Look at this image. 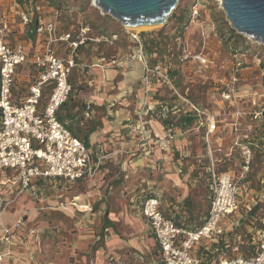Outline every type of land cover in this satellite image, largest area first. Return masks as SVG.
Returning <instances> with one entry per match:
<instances>
[{"label":"built area","instance_id":"2783aa9c","mask_svg":"<svg viewBox=\"0 0 264 264\" xmlns=\"http://www.w3.org/2000/svg\"><path fill=\"white\" fill-rule=\"evenodd\" d=\"M32 14L23 10L22 22L32 23ZM195 14H198V10H195ZM35 31L46 37V46L43 51H36L32 55H29L24 43L10 44L0 37V218L8 206L2 194L3 189L12 190L16 197L24 193L38 197L46 191L50 181L73 183L96 176L106 158L102 150L88 146L59 117L60 108L67 102L73 90L69 76L72 68L77 65L78 48L89 42H103L105 37L94 34L90 24H83L72 31L56 35L57 24L53 20L39 22ZM130 34L139 44L137 56L145 66V95L142 98L144 103L137 127L141 143L146 142V149L149 147L146 117L153 113V108L147 98L157 84L168 86L171 94L177 97L178 103L169 106L167 102L159 101L156 104L160 106L161 114L158 118L166 125V134H154L153 145H158L163 150L171 147L175 126L164 122L171 113L183 112L192 116L194 121L188 128L200 129L205 126L203 139L209 162L207 169L210 206L202 223L192 228L179 224L162 209L161 196L153 191L141 202L142 214L159 246L162 264H264V226L251 235L247 232L244 237L236 231L249 212L258 205L262 196L264 197L263 192L253 198L254 202L249 203L244 196V179L251 169L254 143L250 140H235V146L240 148L241 155L237 173L218 169L213 147V134L222 121L220 117L226 116L229 119L231 116L235 128H238L247 114L260 118L264 115V106L256 104L255 96L251 100L254 111L241 107L242 102L248 103L249 94L237 84L242 79L241 70L247 65L238 58L230 77L218 80L221 83L223 101L233 109L219 115L208 111L202 104L182 93L177 88L174 77L170 75L168 65L159 60L151 63L152 55L145 50L140 34ZM115 37L117 36L114 35ZM55 42L65 43V57L57 54ZM194 57L201 58L200 55ZM28 62L36 68L37 74L30 83L28 93L23 98L15 99L13 89L18 67ZM45 91L50 93L41 107ZM92 105V101L86 103V117H90ZM262 186L264 190V171ZM11 240V228H3L0 242L9 243Z\"/></svg>","mask_w":264,"mask_h":264},{"label":"rangeland","instance_id":"374dc122","mask_svg":"<svg viewBox=\"0 0 264 264\" xmlns=\"http://www.w3.org/2000/svg\"><path fill=\"white\" fill-rule=\"evenodd\" d=\"M42 1L48 0H38V3ZM50 1L55 8L60 7L64 12L70 13L72 23L81 21L90 24L94 34L103 35L106 40L98 44L117 41L118 34L115 31H119L120 28L125 32L140 34L146 39L148 50L154 53L156 59L168 65L170 71L175 72L173 77L179 90L189 98L199 101L210 112H216L220 106L225 107L221 96V83H218V80L225 79V75L228 76L234 54L230 46L236 44L242 48L237 54H244L252 62L251 69L246 72L248 85L244 86V90L249 97L248 103L245 104L254 111V103L251 100L255 96L256 104L264 106V45L253 43L251 38L238 33L217 0H178L166 24L130 30L112 16L103 14L99 8L92 6L91 0ZM195 10H198V14H195ZM120 34L123 38L122 31ZM114 35L117 37L114 38ZM246 49L249 51H244ZM195 55H200L201 58L196 59ZM17 72L25 75L23 65L18 67ZM77 76L78 71L74 69L72 77ZM93 90V86L86 87L85 82H80L75 86L72 95L83 96ZM171 100L178 103L173 98ZM220 118L227 120L226 116ZM229 119L231 120V116ZM181 123L179 126H182ZM239 127L244 132V137L240 140L255 143L251 169L244 179L246 188L244 196L250 203L254 202L253 198L264 192L262 190L264 115L260 118L254 114H247ZM198 131L203 137L205 126ZM198 140L195 150L197 155L203 156L206 153V144L204 143V146L202 139ZM218 148H223V144ZM237 148L239 153H234L233 157L224 150L219 158L215 156L222 171L230 169H234L233 172L236 173L239 171L241 155L240 148ZM118 158L111 170L97 180L84 182L74 191L72 188L68 190L67 187H59L61 194L55 196L56 199H53L51 205L42 207L41 195L38 197L32 195L33 198L22 203L26 205L21 212L25 218V221H22L26 222V226L23 227L25 230L21 240L29 241L31 248L33 241L41 242L44 250L42 255L34 253L29 256V263L90 264L96 261L97 257L102 260L110 251H116L124 258L134 255L136 257L133 260L134 264H158V247L152 238V230L146 222L144 224L138 219L140 204L152 191L151 188L157 192L156 194L167 198L170 204L167 207L169 214L174 215L175 219L180 220L186 227L192 228L202 223L209 210L210 191L208 193L196 174L189 176L188 170L184 167L179 172V163L176 160L174 164L172 163L174 169L171 168L168 172L170 174L174 170L179 178L175 176L166 180L162 174L149 173L145 168L136 171L130 167L131 162H127L123 157ZM216 166L219 167V164L216 163ZM184 188H188L187 193ZM67 190L75 194L70 200L71 203L77 202L80 205L81 199H84L88 204L82 205L89 206L92 202L93 206L86 208L81 205L79 208L87 211H80L75 205L76 213L70 214L65 209L70 204L67 202L69 199ZM49 195L47 193L44 198L49 200L51 197ZM176 202H180L177 211L173 209ZM262 226H264L263 196L236 231L244 237L247 232L251 235ZM83 239H86L84 243L81 242ZM105 262L110 263L109 259Z\"/></svg>","mask_w":264,"mask_h":264},{"label":"crops","instance_id":"0c3cea01","mask_svg":"<svg viewBox=\"0 0 264 264\" xmlns=\"http://www.w3.org/2000/svg\"><path fill=\"white\" fill-rule=\"evenodd\" d=\"M35 7V11H32V23L24 24L21 19V12L25 10V7L19 3V0L18 2L15 0H0V37L10 44H16L18 42L24 43L29 55H32V53L36 51H43L46 46V37L39 35L35 31V27L39 22L55 21L57 24L56 35L67 33L84 24L81 21H78L76 24L72 23V15L55 8L50 0L45 2L42 1L41 3H38V0H36ZM1 30H4V32L2 33ZM120 31L123 32V38ZM115 32L118 34V40L113 43L98 44L89 42L78 48L77 65L72 68L69 76L73 90L80 82H85L86 87L93 86L94 90L86 95H78L77 97H73L72 90L67 102H65L59 110V117L67 122L69 128L77 136L82 138L88 146L97 150H102L106 158L104 159L100 171L92 178H83L73 183L50 181L46 191L41 194L42 198L40 199V203L42 207L43 205L48 206L53 204V199L61 192L60 189H58L59 187H67L68 190L72 188L74 191L84 182L94 181L99 179V177H103L119 160L118 157H123L127 162H131L130 167L136 171L145 168L148 169L149 173L154 174V172H158L162 174L166 180L172 177L175 178V176L177 179L179 178V175L177 176L174 170L173 173L169 174L168 172L169 169L173 168V164L177 160L180 168L179 172L182 170V167H184L188 170L189 176L196 174L197 178L202 180L209 193L207 169L209 162L206 153L200 156L197 155L195 150V145L199 141L198 139H202L204 145V139L202 135L199 134L198 129L194 127L188 128V124L186 128L177 125L175 126L176 132L172 135L173 138H171V147H167L163 150L158 147V145L152 144V136L154 134H166V125L160 122L158 118L161 114L160 106L156 105L163 97H165L167 101L171 98L169 91L166 90L167 88L163 84H157L152 88V93L147 98L150 107L153 108V113L146 117L148 120V124L146 125V136L150 137L149 142L151 144L149 143V147L146 149V142L141 143V136L137 127L139 115L144 103L142 98L145 95L143 82L145 66L137 56L139 44L137 40L131 36L130 32H125L121 30V28L119 31ZM47 38H49L48 35ZM54 45L60 57H65L67 55L65 43L55 42ZM238 58L242 59L245 65H247L246 68L241 70L242 79L237 84L243 90L244 86L248 85V83H246L248 82L246 72H249L252 63L244 54L232 55L231 70H229L228 76L225 75V78L230 77L234 68V63ZM74 69L78 71L77 77H72ZM23 70H25V75H21L17 72L16 83L13 89V96L15 99L20 97L23 98L28 93L30 83L37 74L36 68L29 62L23 65ZM244 92L246 91L244 90ZM49 93V91H45V96L41 101V107L45 104ZM73 98L75 99V101H73L74 104L71 101ZM90 101L93 103L92 111L90 117H86L84 114L85 106L86 103ZM197 103L201 104L199 101ZM247 106V104L241 103V107L247 108ZM156 107H158V110H156ZM232 110L229 104L225 103V107L222 108L220 106L216 109V113L220 115ZM81 116H83V118H80ZM223 120L220 121L217 130L213 134L214 155L216 157L218 156V158L221 156L223 150L230 157H233L234 153H239L237 146L234 147L235 140H240L244 137V132L241 127L235 128L233 118H231V120ZM222 144L223 148H218V146ZM176 155H178L177 159ZM228 159L231 160V158ZM217 163L219 164L218 169L221 170L220 162ZM230 171H234V169H230ZM170 175L171 177H169ZM184 189L187 193L188 188ZM68 190L66 191L69 195L67 202H70V204L65 207L66 211L74 215L77 210L75 205L78 206V210L80 211L86 210L79 207L83 203H86L87 200L81 199L82 204L80 205H78L77 202L71 203L70 200L75 194H73V191L69 192ZM151 190L154 192L152 188ZM47 193L51 196L49 200L44 198L47 196ZM2 194L8 202V206L7 210L0 218V237L2 236L3 228H11L12 240L9 243L0 242V260L8 264H32L29 263V256H32L34 253V255H42L44 251L41 242L37 243L36 240H32L34 244H32L33 248H31L28 243L29 241L25 242V240H21V235H23L25 230L23 227L26 226V222H24L25 218L23 214H21L24 208H26V205L22 203L33 197L31 194L25 193L16 197L14 192L9 189H3ZM161 199L162 209L169 214L167 207L170 204L167 198L162 195ZM179 203L180 202H176V204H173V209L175 211H177ZM19 204H21V206ZM90 205L93 206V203L91 202L89 206ZM141 209L142 205L140 204V218L138 219L140 222H144V224L146 222L149 226ZM172 216L175 219L174 215ZM175 220L179 224L186 226L184 223L180 222V220ZM18 223L19 226H17ZM89 230L87 232H89ZM152 238L158 247V264H162L159 246L153 234ZM82 241L84 243L86 239L81 240V242ZM135 258L134 255L124 258L120 253L118 254L116 251H110L102 260L97 257L96 261H92L90 264H106L105 260L107 259L110 261L109 264H134L133 260H135Z\"/></svg>","mask_w":264,"mask_h":264},{"label":"water","instance_id":"95a60500","mask_svg":"<svg viewBox=\"0 0 264 264\" xmlns=\"http://www.w3.org/2000/svg\"><path fill=\"white\" fill-rule=\"evenodd\" d=\"M178 0H95L103 14L125 28L166 24ZM233 28L253 43L264 45V0H223Z\"/></svg>","mask_w":264,"mask_h":264},{"label":"trees","instance_id":"16d2710c","mask_svg":"<svg viewBox=\"0 0 264 264\" xmlns=\"http://www.w3.org/2000/svg\"><path fill=\"white\" fill-rule=\"evenodd\" d=\"M35 1H36V0H19V3L22 4V5L25 7V10H26V11H28V12H32V11H35V9H36V7H35ZM57 9H58V10H61L60 7H57ZM142 38H143V42H144L145 50H146L147 52H149V54L152 55V57L150 58V62L153 63V62L156 61L157 59H156V57L154 56V53H151V52L148 50V46H147L146 39L144 40V37H142ZM230 47H231V48H230L231 51H232L234 54H237V53H239V52L242 51V48H241L240 46L236 45V44H232ZM244 51H249V50L246 49V50H244ZM174 73H175V72L170 71V75L173 76ZM174 81H175V80H174ZM175 84H176V83H175ZM164 86L167 88L166 90L169 91V93H170V95H171V98H173L174 100H176V101L178 102L177 97L171 94V91H170L169 87L166 86V85H164ZM176 86H177V85H176ZM177 88H178V86H177ZM178 89H179V88H178ZM181 92L183 93L182 90H181ZM171 98H170V100L167 101V100H165L166 98L163 97V98L161 99V101H163V102H167L169 106H174V105L177 104V103H174V102L171 100ZM191 98H192V97H191ZM192 99H193L195 102L197 101V100H195L194 98H192ZM197 102H198V101H197ZM186 114H187V113H183V112H180V113H177V114H173V113H171V116H170L168 119H166L164 122H165L166 124H173L174 126H177V125L180 124V122H182L181 125H182L183 127H185V125H187V124H192L193 121H194V118H193L192 116H189V115H186ZM253 143H254V142H253ZM254 145H255V143L252 145L253 150H254ZM255 155H256V154H254V157H255Z\"/></svg>","mask_w":264,"mask_h":264},{"label":"bare ground","instance_id":"6f19581e","mask_svg":"<svg viewBox=\"0 0 264 264\" xmlns=\"http://www.w3.org/2000/svg\"><path fill=\"white\" fill-rule=\"evenodd\" d=\"M92 1V6L98 8V6L95 3V0H91ZM221 6V8H223V0H217ZM158 25H142V26H137V27H133V28H127V30L130 29H139V28H152ZM252 39V38H251ZM254 42V41H253ZM88 205H82V207H87ZM0 264H8L6 262H3L2 260H0Z\"/></svg>","mask_w":264,"mask_h":264}]
</instances>
